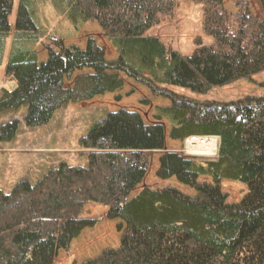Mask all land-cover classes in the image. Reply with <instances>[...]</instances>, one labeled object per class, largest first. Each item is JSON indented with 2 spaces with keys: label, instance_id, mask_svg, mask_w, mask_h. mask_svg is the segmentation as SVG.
Listing matches in <instances>:
<instances>
[{
  "label": "trees",
  "instance_id": "obj_1",
  "mask_svg": "<svg viewBox=\"0 0 264 264\" xmlns=\"http://www.w3.org/2000/svg\"><path fill=\"white\" fill-rule=\"evenodd\" d=\"M178 1L19 0L12 25L16 0H0V74L5 67L15 86L2 91L0 114L27 107L26 125L39 128L68 104L122 90V76L171 104L156 109L153 125L129 110L93 125L80 140L90 152L86 168L62 163L36 185L19 183L9 195L0 189V264H54L60 252L98 225L82 218L91 204L109 209L107 219L120 222L122 238L118 248L82 264H264V98L198 103L168 90L205 96L263 73L264 19L247 5L232 15L224 0H189L203 6L205 34L214 43L187 57L148 35ZM259 2L264 13V0ZM47 8L75 34L98 23L117 59L108 61L105 49L90 38L85 49L61 45L41 63L37 47L47 35L40 15ZM163 120L171 141L191 138L188 155L218 159L165 153L158 178L176 179L195 195L145 187L131 198L146 179L149 154L165 151ZM18 126V121L3 126L0 141L12 142ZM225 181L245 185L248 194L230 204L222 191Z\"/></svg>",
  "mask_w": 264,
  "mask_h": 264
},
{
  "label": "rangeland",
  "instance_id": "obj_2",
  "mask_svg": "<svg viewBox=\"0 0 264 264\" xmlns=\"http://www.w3.org/2000/svg\"><path fill=\"white\" fill-rule=\"evenodd\" d=\"M245 5L258 19H264L259 0H224L225 9L232 15H236ZM18 7L19 0H16L10 19L12 25L16 22ZM40 19L47 35L37 47L41 63L48 60L50 50L60 52L61 45L68 49L73 47L85 49L90 38L95 39L97 44L105 49L108 61L117 59L115 50L98 23H88L78 34H75L71 24L50 8L42 11ZM204 21L202 5L189 0H179L174 12L170 16L162 18L160 25L149 31L148 35L158 37L168 49L189 57L194 54L198 46H211L214 43V40L205 34ZM70 36L75 37L71 38ZM79 74L77 73L75 77ZM122 78L124 80L122 90L96 97L89 102L68 104L56 112L48 125L39 128H29L26 125L27 107L0 114V131L3 126L9 123L19 122L14 140L10 143L0 141V189L9 195L19 183L29 182L36 185L51 167H59L62 163H67L73 168L88 167L90 152L81 148L80 140L87 136L93 125L104 120L110 113L129 110L138 113L148 125L158 123L156 109L170 106V102L153 93L147 87L125 76ZM67 86H70V83H67ZM13 88L14 84L5 75V67H3L0 74V96L4 89ZM168 90L198 103H233L244 101L248 97L264 98V72L232 86L213 89L205 96L195 95L190 91L178 88H168ZM161 123L166 127L165 151L149 154L150 163L146 179L132 193L131 198L145 187L153 190L176 188L186 195H195L191 188L180 185L176 179L161 181L158 178L160 159L165 153H178L185 158L199 161L218 159V157L204 159L188 155L186 141L183 143L171 141L168 122L163 120ZM200 180L201 182H211L208 178ZM222 191L228 196L230 204L240 202L248 194L245 185L230 181L223 182ZM108 211L107 207L96 204L87 206L82 218L97 220L99 221L98 225L85 230L72 243L69 251L60 252L54 264H82L89 259L98 257L106 249L118 248L122 238V233L118 228L120 222L109 221L107 219Z\"/></svg>",
  "mask_w": 264,
  "mask_h": 264
},
{
  "label": "bare ground",
  "instance_id": "obj_3",
  "mask_svg": "<svg viewBox=\"0 0 264 264\" xmlns=\"http://www.w3.org/2000/svg\"><path fill=\"white\" fill-rule=\"evenodd\" d=\"M198 138H205V137H198ZM189 139H191V138H189ZM189 139H188V140H189ZM188 140H186V142H185L186 144H187Z\"/></svg>",
  "mask_w": 264,
  "mask_h": 264
},
{
  "label": "built area",
  "instance_id": "obj_4",
  "mask_svg": "<svg viewBox=\"0 0 264 264\" xmlns=\"http://www.w3.org/2000/svg\"><path fill=\"white\" fill-rule=\"evenodd\" d=\"M14 88H15V86H14ZM14 88H13V89H14Z\"/></svg>",
  "mask_w": 264,
  "mask_h": 264
}]
</instances>
